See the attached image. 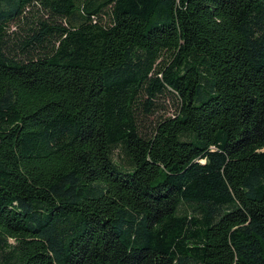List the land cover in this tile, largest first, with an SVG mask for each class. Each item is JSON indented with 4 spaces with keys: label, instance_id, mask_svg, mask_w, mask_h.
<instances>
[{
    "label": "trees",
    "instance_id": "obj_1",
    "mask_svg": "<svg viewBox=\"0 0 264 264\" xmlns=\"http://www.w3.org/2000/svg\"><path fill=\"white\" fill-rule=\"evenodd\" d=\"M0 264H264V0H0Z\"/></svg>",
    "mask_w": 264,
    "mask_h": 264
},
{
    "label": "rangeland",
    "instance_id": "obj_2",
    "mask_svg": "<svg viewBox=\"0 0 264 264\" xmlns=\"http://www.w3.org/2000/svg\"><path fill=\"white\" fill-rule=\"evenodd\" d=\"M173 105L170 100L165 101V105H163V108L157 113L161 116H168L172 114L173 112Z\"/></svg>",
    "mask_w": 264,
    "mask_h": 264
}]
</instances>
